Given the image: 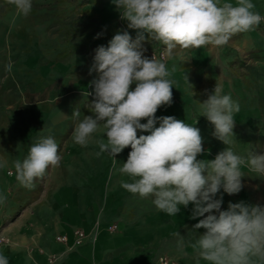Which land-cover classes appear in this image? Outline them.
Instances as JSON below:
<instances>
[{"label":"rangeland","instance_id":"374dc122","mask_svg":"<svg viewBox=\"0 0 264 264\" xmlns=\"http://www.w3.org/2000/svg\"><path fill=\"white\" fill-rule=\"evenodd\" d=\"M252 2L264 15V0ZM32 4L31 13L24 17L8 0H0V159L8 162L0 169V193L7 197L0 204V253L8 257L9 264H17L31 256L33 244L25 243V234L32 229L30 223L34 228L42 226L41 217L34 222L33 215H42L38 210L41 205L56 203L59 197L44 192L48 183L50 189L65 182L64 172L83 174L74 177L76 182L96 184V196L92 201L99 208H105L110 193H113L111 198L117 200L113 204H118L120 210L130 206L131 200L135 199L139 200L141 209L144 207L145 214L155 209L150 200L133 196L120 186L118 168L127 160L130 146L114 160L107 153L97 156L99 148L95 143L81 147L72 140L73 111L79 110L81 119L83 115H94L87 105L94 98L88 93H93L90 82L97 77L95 72L89 74L95 50L100 46L107 47L115 34L125 30L135 39L136 30L127 28V21L120 18L111 0H32ZM143 49L148 58L155 54L169 69L175 66L171 77L175 82L172 104L161 106L155 115L174 116L198 127L205 150L200 159H214L226 147L213 135L214 127L205 117L199 116L196 103V100L207 99L216 84L240 104V111L234 117L236 139L233 150L245 154L253 149L257 154H264V22L253 32L232 37L223 47L177 48L168 56L163 45L146 39ZM9 64L11 70L6 71ZM131 87L134 89L135 85ZM141 122L147 123V120ZM49 129L60 145L61 164L50 167L33 188L22 187L16 180L13 162L22 160L30 145L40 135H48ZM148 134L138 131V136ZM95 136L101 138L100 134ZM242 170L250 174L247 168ZM242 183L243 188L238 194L228 195L223 190L218 193L216 198L223 196L221 210H227L229 202L264 205V178L245 176ZM192 208V204L181 207L180 213L172 216L179 227L177 232L184 236V247L178 246V238L174 235L168 244L163 243L167 249L158 256L157 264L161 257L177 264H196L189 242H194L205 230L192 231L202 218L191 219ZM102 222L99 215L94 228L98 230ZM109 227H114L113 232L108 231ZM107 231L116 232L117 225L110 224ZM57 237L54 240L60 243ZM51 243L55 247L52 239ZM38 248L32 249L33 256L38 255ZM62 256H48L47 264H55ZM140 264L155 262L149 255Z\"/></svg>","mask_w":264,"mask_h":264},{"label":"clouds","instance_id":"9594fccd","mask_svg":"<svg viewBox=\"0 0 264 264\" xmlns=\"http://www.w3.org/2000/svg\"><path fill=\"white\" fill-rule=\"evenodd\" d=\"M111 2L120 18L127 21V28L136 30L137 35L133 39L126 30L118 32L107 47L95 50L89 74L95 72L97 77L90 82L93 93H88L94 98L87 105L94 115L81 119V112L73 111V142L81 147L95 143L97 156L107 153L113 159L130 146L127 160L118 168L123 189L150 200L157 211L168 216L192 204L191 219L202 217L192 231L205 230L189 242L196 264H264V205L229 202L227 210H221L223 196L216 198L221 190L238 194L245 176L264 178V154L253 149L238 154L232 147L239 102L231 94H224L218 84L203 102L196 100L199 116L207 119L214 127L215 138L226 145L214 159H200L205 150L198 127L174 116L155 115L161 106L172 104L175 66L169 69L154 54L148 58L143 49L146 39L163 45L168 56L177 48L223 47L237 34L255 31L264 22V15L252 0ZM8 3L24 17L33 6L32 0ZM5 70L10 71L11 65ZM143 119L147 123H142ZM48 131V135L37 137L22 160L13 162L22 187L33 188L50 167L61 164L60 145ZM138 131L150 134L138 136ZM7 163L0 159V169ZM6 200L0 193V204ZM175 235L183 248L184 236L179 232ZM0 264H9L3 253Z\"/></svg>","mask_w":264,"mask_h":264},{"label":"crops","instance_id":"0c3cea01","mask_svg":"<svg viewBox=\"0 0 264 264\" xmlns=\"http://www.w3.org/2000/svg\"><path fill=\"white\" fill-rule=\"evenodd\" d=\"M82 176L84 175L79 173L64 172L65 182L50 189L48 183L49 187L44 194L52 193L59 198L55 199L54 204L41 205L38 209L41 216L33 215L34 222L41 217L43 223L39 228L29 224L32 229L25 234V243L33 244L32 254L17 264H47L48 256L59 254L63 256L55 264H140L149 255L150 260L157 264L158 256L167 249L163 243L172 241L179 229L175 218L164 216L156 208L150 214H145L138 199L131 200L130 206H124L120 210L118 204H113L117 201L114 197L111 198L113 193L109 194L110 199L107 200L105 208H99L92 201V197L96 196V184L76 182L74 177ZM70 180L74 182H69ZM99 215L103 222L96 230L94 226ZM113 223L117 225V231L109 233L107 227ZM76 229L83 230L87 238L81 245L71 249L73 232ZM59 235L67 237V244L55 242L54 239ZM34 246L39 247L38 255L35 256L32 250Z\"/></svg>","mask_w":264,"mask_h":264},{"label":"built area","instance_id":"2783aa9c","mask_svg":"<svg viewBox=\"0 0 264 264\" xmlns=\"http://www.w3.org/2000/svg\"><path fill=\"white\" fill-rule=\"evenodd\" d=\"M155 55V54H154ZM153 56V54L151 55V57ZM156 56V55H155ZM160 57H162L163 55H159ZM114 227H109L108 231L109 232H113ZM87 238V234L81 230V229H76L73 232V242H72V247H76L79 246L83 243V241ZM57 241L63 244H67L68 239L66 236H58L57 237ZM158 264H177L176 262L172 261V260H168L165 257H161L159 258Z\"/></svg>","mask_w":264,"mask_h":264}]
</instances>
